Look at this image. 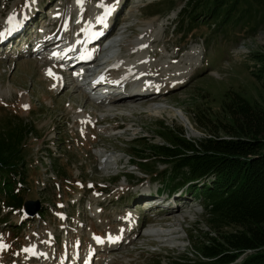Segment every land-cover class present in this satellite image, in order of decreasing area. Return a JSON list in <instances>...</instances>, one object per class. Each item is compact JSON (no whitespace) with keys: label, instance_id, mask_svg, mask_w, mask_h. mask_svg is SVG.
<instances>
[{"label":"rangeland","instance_id":"374dc122","mask_svg":"<svg viewBox=\"0 0 264 264\" xmlns=\"http://www.w3.org/2000/svg\"><path fill=\"white\" fill-rule=\"evenodd\" d=\"M49 1L0 0V32L19 25L6 41L7 36L0 42V127L8 117L20 118L36 127V134L27 139L23 151V195L27 202L39 205L36 215L30 216L24 208L9 209L1 203L0 219L10 222L0 224V245L4 246L0 248V264H174L177 260L197 264L199 260L191 255L192 245L198 244L201 232L209 231L200 199H194L196 195L191 190L188 194L183 191L179 198L187 202V208L156 217L152 224V214L136 204L140 198L154 195L157 189L169 191L161 180L154 183L149 172L145 175L140 166L133 165L129 155L147 156L148 148L165 143L158 135L169 130L184 134L191 141L210 136L195 124L194 114L206 110L223 117L222 104L228 92L238 93L264 110L263 82L255 77L261 71L260 56L264 55V7L254 5L245 19L215 26L207 19L189 21L188 13H181L188 0H53L65 11L54 27L59 35L77 25L84 27L80 32H85L93 14L105 11L100 5L113 6L114 11L107 16L109 26L99 43L120 35L121 41L130 40L128 45L141 42L146 46L141 53L149 64L158 61L151 55L157 52L180 70L190 67L187 82L167 93L120 90L111 102L99 104L88 96L83 99L73 85L65 87L63 81L69 74L60 75L61 71L53 67L54 59L47 63L49 56L35 58L24 50L25 41L32 42L51 30L43 26L48 21L43 9ZM53 17L52 21L59 14ZM125 18L127 22L121 23ZM120 23L122 27L118 26ZM177 25L181 27L176 30ZM110 27L113 29L109 32ZM145 33L152 36L144 38ZM153 39L171 42L172 52L165 55L163 44L151 46ZM58 45L60 42L49 51ZM175 51L189 57L177 63L172 59ZM118 53L119 50L115 54ZM140 56L133 61L141 63L136 61ZM49 70L54 76L49 75ZM132 75L131 79L145 81ZM160 96L165 100L158 104L164 108L159 113L141 116L129 110H97L99 105L150 102ZM94 122L101 124L93 125ZM190 124L196 134L190 132ZM53 158H61L58 174ZM163 169L160 165L156 171ZM117 175L120 178L114 181ZM122 238L126 243L113 252Z\"/></svg>","mask_w":264,"mask_h":264},{"label":"trees","instance_id":"16d2710c","mask_svg":"<svg viewBox=\"0 0 264 264\" xmlns=\"http://www.w3.org/2000/svg\"><path fill=\"white\" fill-rule=\"evenodd\" d=\"M188 3L182 11L188 13L189 21L201 18V22L212 20L213 25L237 23L251 13L252 6L264 7V0ZM260 57L261 71L255 77L264 88V55ZM222 115L206 110L194 114L198 128L210 134L200 141L168 129L158 135L165 143L148 148L147 156H129L142 173L161 180L169 191L189 188L200 199L209 231L201 232L198 244L192 245L197 264H264V110L240 94L228 92ZM35 130L31 122L12 117L0 127V205L6 208L23 209L28 200L23 195V151ZM60 159H52L57 174ZM160 165L163 171H156Z\"/></svg>","mask_w":264,"mask_h":264},{"label":"bare ground","instance_id":"6f19581e","mask_svg":"<svg viewBox=\"0 0 264 264\" xmlns=\"http://www.w3.org/2000/svg\"><path fill=\"white\" fill-rule=\"evenodd\" d=\"M59 11H62V10H59ZM104 13L105 12H101V11L98 13H94L93 14V21L88 25L87 30L85 32L78 31V33H77L76 39L82 38L81 39L82 43L87 41V43H86V49L87 50H89V48H92L94 46L93 43H95V42L99 43L98 41L101 37V34H103V31H105V29L109 26L110 19L108 20V17L105 18L103 24L100 23L99 18L103 17ZM84 14H85L84 17L86 18L87 17L86 15H88V11L85 10ZM55 21L57 22V19H55ZM93 33L95 34L93 36L94 41L89 43V41L91 39L93 40V38H92ZM113 36L114 35H112L110 38H112ZM150 36H152V34H150V33H145L143 35L144 38H148ZM7 39H8V35L5 39V41ZM0 42H1V40H0ZM58 42H60V44H61L60 46L66 45V42L59 35H57L56 41L54 42V44H56ZM123 42L124 41L120 42L119 48H120L121 53H120V55H119V57L115 63V66L109 70L110 72H108L110 76L115 78V81H116L115 89H118V90H115L117 92L113 94L111 100L114 99V97L117 96L119 93H121V92H119L120 90H124V91L129 90L130 92L149 91L150 93L155 92L156 94H164V93H167V91L170 88H174L177 86H183L184 82H187L188 78L191 77L190 67L186 66L185 68L180 70V67L170 65L169 63H171V62H169V61L167 62L165 60L166 57L163 56L162 54L157 53V52H153L151 54L154 58H158V61L153 63V64L152 63L149 64L148 61L141 62V63L134 62L133 60L136 59L135 57L139 56V54L141 55L142 54L141 52L144 49H146V46L140 45V44H139V46H135L136 45L135 43H133L134 46H132V45L125 46L123 44ZM161 44H163V46H164V51L169 52V53L172 52L171 51L172 50L171 42H169L168 40L153 39L150 41L151 46L152 45L158 46ZM52 46H49L48 50H50L49 48ZM0 47H1V45H0ZM58 47H59V45H58ZM68 50H71V48H69ZM74 51H76V50H74ZM49 52H51V51H49ZM89 52H90V50H89ZM188 57H189L188 54L184 55L180 51H175L172 54V59L177 63L185 62L184 58H188ZM100 60H101V57H96V58H92V59L86 60V61L91 62L90 66H94ZM159 62H161V64ZM56 67H58V66H56ZM56 69L59 70L58 68H56ZM128 73L130 74V76L124 78L122 74H128ZM61 74L63 75L62 72H61ZM68 74H69V72H68ZM132 74H134L136 77L145 79V81L141 83L137 79H131L133 76ZM70 76H71L70 74L68 75V77L66 76L67 82H65V83H68V81H69L68 86H66L67 88L71 85L74 86L73 81L70 80ZM106 83L107 82H105V81H100L97 83V87H95L94 89H97L98 87H103ZM174 93L176 94V92H174ZM154 99H156V100L150 101V102L149 101H139V102H127V103L122 102V103H117V104H109L108 106L99 105V108L97 110L102 111V112L105 111V113L106 112H108V113L109 112H115V111H119V110H122L124 112V110H127V111L129 110V111H131V113H133V115H141V116L146 115L148 113H153V112H158V113L163 112L164 108L162 107V105L158 106V104H160L159 102H163L165 100L164 97L160 96V97H155ZM168 100H169V98H168ZM109 102H111V101H109ZM99 104H102V103H99ZM84 108H86V107H84ZM156 110H158V111H156ZM180 112H181V115L186 117V119L189 121L188 117L183 113V111H180ZM89 115L92 116L91 114H89ZM105 118H107V117H105ZM114 118H116V113L114 114ZM97 122H99V120ZM76 123H79V122H76ZM189 129H190V132L192 134H196V132L194 131L193 126L191 124H190ZM103 178H104L103 180H106L105 177H103ZM111 178H113V177H109L108 179H111ZM170 221L171 222L173 221L172 218H170ZM37 253L41 254V251L38 250Z\"/></svg>","mask_w":264,"mask_h":264},{"label":"snow or ice","instance_id":"6c2138e0","mask_svg":"<svg viewBox=\"0 0 264 264\" xmlns=\"http://www.w3.org/2000/svg\"><path fill=\"white\" fill-rule=\"evenodd\" d=\"M32 3L35 2V0H31ZM101 7H104L105 9V13L104 16L99 18L100 19V23L103 24L105 18L110 15L113 11H114V7L113 6H105V5H100ZM13 22V18L10 17L9 18V23ZM19 27V25H15V27H10L6 32H0V40H3L7 35H11L17 28ZM49 75L50 76H54V74L51 72V70H49ZM26 107V106H25ZM110 240H112L111 237H109ZM98 242L100 240V238H97ZM4 247L3 245H0V248ZM25 251H30L28 249H26Z\"/></svg>","mask_w":264,"mask_h":264},{"label":"water","instance_id":"95a60500","mask_svg":"<svg viewBox=\"0 0 264 264\" xmlns=\"http://www.w3.org/2000/svg\"><path fill=\"white\" fill-rule=\"evenodd\" d=\"M32 207H34V210H32ZM25 210L26 213H28L30 216H35L36 213L39 211L38 202H26Z\"/></svg>","mask_w":264,"mask_h":264}]
</instances>
